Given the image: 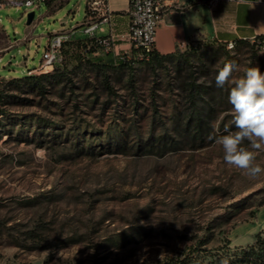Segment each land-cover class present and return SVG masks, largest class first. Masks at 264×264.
Masks as SVG:
<instances>
[{
  "label": "rangeland",
  "instance_id": "obj_1",
  "mask_svg": "<svg viewBox=\"0 0 264 264\" xmlns=\"http://www.w3.org/2000/svg\"><path fill=\"white\" fill-rule=\"evenodd\" d=\"M3 1L0 47L1 27L13 45L0 78L40 66L52 34L70 40L60 76L0 80V264H167L193 250L199 264H220L255 241L264 173L227 165L209 136L236 130L232 85L215 76L233 60L234 78L264 73L256 41H195L168 59L105 65L82 25L87 0Z\"/></svg>",
  "mask_w": 264,
  "mask_h": 264
},
{
  "label": "crops",
  "instance_id": "obj_2",
  "mask_svg": "<svg viewBox=\"0 0 264 264\" xmlns=\"http://www.w3.org/2000/svg\"><path fill=\"white\" fill-rule=\"evenodd\" d=\"M68 0H64L63 3ZM61 2V4H63ZM87 21V16L84 23ZM129 0H111L109 21L104 24L100 35L112 38L113 47L107 58L117 60L121 53L131 51L133 44L129 36ZM4 46L0 53L13 44L9 42L5 29ZM264 35V0H170L162 20L154 34V48L161 54L175 51L179 47L202 40H215L221 43L238 40H252ZM101 48L97 53L105 55ZM2 57H0V60ZM39 67V66H38ZM29 69L26 74L39 72ZM2 77L1 79H10ZM260 229L264 228V204L259 210ZM242 230H246L242 227Z\"/></svg>",
  "mask_w": 264,
  "mask_h": 264
},
{
  "label": "clouds",
  "instance_id": "obj_3",
  "mask_svg": "<svg viewBox=\"0 0 264 264\" xmlns=\"http://www.w3.org/2000/svg\"><path fill=\"white\" fill-rule=\"evenodd\" d=\"M239 65L233 60L225 63L215 76V84L223 88L231 84L228 102L232 106L233 124L235 131L224 129L225 134L210 140L223 149L224 162L249 178H256L264 173L256 163L257 151H264V73L259 67H249L240 78H234L233 74L238 72ZM249 142L250 147L242 146ZM220 264H230L228 258L220 260Z\"/></svg>",
  "mask_w": 264,
  "mask_h": 264
},
{
  "label": "built area",
  "instance_id": "obj_4",
  "mask_svg": "<svg viewBox=\"0 0 264 264\" xmlns=\"http://www.w3.org/2000/svg\"><path fill=\"white\" fill-rule=\"evenodd\" d=\"M50 2L54 0H21L10 1L16 4H24L26 7L39 5L40 2ZM111 0H87V21L83 23L84 32L88 37L94 38L105 49H111L112 38L100 35L104 30V24L109 21V3ZM215 3L218 0H210ZM4 1L0 0V7ZM170 5V0H129L130 26L129 36L134 47H141L143 54L147 55L154 47V34L163 18L166 8ZM70 32H57L48 37V43L43 53V59L38 67L39 70L54 68L56 64L63 61V48L70 40ZM252 40L261 46V38ZM229 48V42L226 43Z\"/></svg>",
  "mask_w": 264,
  "mask_h": 264
},
{
  "label": "trees",
  "instance_id": "obj_5",
  "mask_svg": "<svg viewBox=\"0 0 264 264\" xmlns=\"http://www.w3.org/2000/svg\"><path fill=\"white\" fill-rule=\"evenodd\" d=\"M49 3V2H48ZM87 12V8H86ZM262 37V36H259ZM87 39H90L96 46L95 49L92 50L94 53L97 52L98 49L104 48L103 45L98 43L94 38L87 37ZM240 41V40H238ZM235 43L237 41H234ZM105 49V48H104ZM107 50V49H105ZM111 49H108L105 55H99L98 59L100 63L105 65H111V64H123L125 62L131 61L132 59L139 58L143 61H159L163 59H168L174 56L173 52L161 54L159 53L154 47L153 49L147 54H143V50L141 47H132L131 51L124 53L122 56H120L117 60L113 61L107 58V55ZM64 58V57H63ZM63 62V61H62ZM61 63H58L55 65L53 69L50 71H47L46 73L36 74V73H29L22 77H13L6 80H13V81H36V84H40V81H42L45 78L48 77H56L60 76V66ZM5 80V79H4ZM40 89H43V86L39 87ZM196 86L194 85L191 87L192 93L196 91ZM1 113V112H0ZM195 126L197 128H202V120L198 117L194 120ZM195 250H193L191 253H188L182 258H172L170 261H168L167 264H199L198 259H196L193 256ZM230 256L226 255L225 257L223 255H219V261L217 263H220V260L223 258H228L230 264H264V231L259 232L256 235L255 241L252 244H249L245 247H239L236 248L232 253L229 254Z\"/></svg>",
  "mask_w": 264,
  "mask_h": 264
},
{
  "label": "water",
  "instance_id": "obj_6",
  "mask_svg": "<svg viewBox=\"0 0 264 264\" xmlns=\"http://www.w3.org/2000/svg\"><path fill=\"white\" fill-rule=\"evenodd\" d=\"M34 14L35 12L34 11H30L27 13V23L28 24H31L33 19H34Z\"/></svg>",
  "mask_w": 264,
  "mask_h": 264
},
{
  "label": "bare ground",
  "instance_id": "obj_7",
  "mask_svg": "<svg viewBox=\"0 0 264 264\" xmlns=\"http://www.w3.org/2000/svg\"><path fill=\"white\" fill-rule=\"evenodd\" d=\"M235 45L234 41H229V48L233 47ZM261 46H264V37L261 38ZM42 71H49V70H42Z\"/></svg>",
  "mask_w": 264,
  "mask_h": 264
}]
</instances>
